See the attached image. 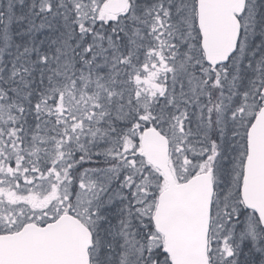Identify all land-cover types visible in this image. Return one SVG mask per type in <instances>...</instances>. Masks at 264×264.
<instances>
[{"label":"rangeland","instance_id":"rangeland-1","mask_svg":"<svg viewBox=\"0 0 264 264\" xmlns=\"http://www.w3.org/2000/svg\"><path fill=\"white\" fill-rule=\"evenodd\" d=\"M147 1L142 18L145 17L149 22H158L160 28L193 21L194 8L188 0H160L158 5L151 4L154 0ZM23 6L31 7L28 14L32 11V17L40 24L46 22L51 29H61L74 41L87 40L88 51L95 45L92 55L94 59L100 60L101 71L107 72L112 69L113 64L110 60L114 55V46L109 42L103 43L97 38L96 29L93 28L94 13L91 12V0H0V24L8 26V19ZM133 10L134 8H131L130 12ZM257 17L264 19V0H248L245 16V53L246 59L250 60L253 59V55L250 54H253L254 27L258 26V21L254 19ZM15 31L18 39L21 37L18 35L26 36L25 30ZM1 36H4V33ZM78 47L79 45L73 49L69 48L75 52ZM126 48L127 44L124 42L121 45L124 55L127 53ZM115 64L118 66L119 61ZM64 74L63 72L62 76ZM118 81L121 86L117 93L108 91L105 87H97L91 92H86L91 93V99L94 97V101L91 102L79 99L82 96V91L79 89L74 93L68 90L64 93L61 84L53 80V83L49 82L47 97L59 95L60 92V100L56 104L32 103L35 106L33 109L18 101L0 103V116L3 117L1 121L10 125L5 128L6 135H0V168L3 171L8 170L7 164H11L13 160L15 167H20L22 175L28 172L24 176L25 181L35 176L37 171L44 172L49 166L52 174L57 171L58 175H53V182L60 187L57 189L60 199L52 205V218L62 212L67 205L63 199L67 198L70 206L81 210L83 219L91 223L95 218L97 223L100 221V225L109 227L108 240L104 243L99 242L101 254L96 252L99 257L104 254V259L121 254L124 257H132L134 254L137 256L141 253L142 247L152 251L162 245V239L153 230L148 233L146 237L148 240L144 244L136 238L134 231L133 233L130 231L135 221L143 227L141 222L151 215L156 194L162 188L159 173L152 168L139 170L138 166L141 165L142 160L133 156H129L131 160L129 174L119 169L124 164L123 160L116 162V168L105 167L106 160H119L125 152H131L130 140L133 142L134 136L139 139L141 125L149 120L141 117V123H133L132 138L128 139V142L116 140L106 131L111 120L108 113L115 110L119 115L121 106L127 105L130 101L125 84L126 78L120 76ZM56 114L62 116L56 117ZM27 115H32L33 119L25 117ZM33 115H36L35 119ZM251 117L252 110L245 107L246 122ZM119 120L125 122L129 118L123 113L119 116ZM23 121L26 122L25 126L22 124ZM152 121L160 126L159 120ZM100 125L104 126L103 130ZM173 134L175 136L174 130ZM137 148L139 150V144ZM80 150L87 152L86 159H82L80 155L74 157L75 152ZM178 161L182 162V159L179 157ZM80 164L82 167L79 166ZM52 165L57 169L54 170ZM118 174L122 175V185L111 191L108 198L113 202V207L106 206L104 198H101L104 190L107 189L105 185ZM191 174L187 170V172H177L176 177L178 180H183ZM70 175L76 176V183L72 181ZM213 176L217 195L214 199L211 220L209 248L211 264H264V250L258 251L256 246L262 242L261 231L256 226L252 214L244 211L240 206V198L236 195L237 190L235 191L236 187L238 189L237 177L234 184L236 175L218 173ZM125 181L130 182L125 185ZM105 207L112 208L113 211L101 214V210ZM18 213L24 218L28 214V209L20 207ZM89 213H92V216H89ZM110 217L113 219L109 220Z\"/></svg>","mask_w":264,"mask_h":264},{"label":"flooded vegetation","instance_id":"flooded-vegetation-1","mask_svg":"<svg viewBox=\"0 0 264 264\" xmlns=\"http://www.w3.org/2000/svg\"><path fill=\"white\" fill-rule=\"evenodd\" d=\"M107 1L94 0L95 28L101 31L128 25L135 27L131 32L135 40L150 35L148 47L131 53L127 68L135 73L127 79V88L133 101L141 100L148 106L145 117L159 120L157 128L169 141L171 172L200 173L211 168L212 174H242L247 131L264 106V19H254L258 26L254 27L252 60L246 59L242 14L234 52L213 66L205 61L196 22L169 28H160L158 22H134L147 0H128L126 12L117 15L106 10ZM245 107L252 110L247 122ZM113 121L116 126L117 119ZM124 125L123 131L131 138V123ZM7 169L0 168V234L14 233L29 222L43 226L52 221L51 208L60 199V188L53 182L51 166L29 177V183L24 180L28 172L22 175L13 160ZM63 200L67 205L58 215L70 213L94 231L95 218L92 225L81 217V210L70 206L67 198ZM20 207L28 209L24 218L18 213Z\"/></svg>","mask_w":264,"mask_h":264},{"label":"water","instance_id":"water-1","mask_svg":"<svg viewBox=\"0 0 264 264\" xmlns=\"http://www.w3.org/2000/svg\"><path fill=\"white\" fill-rule=\"evenodd\" d=\"M245 0H197V23L206 59L216 64L235 47L238 22ZM113 13L126 0H110ZM248 132V155L242 178V202L255 211L264 228V108ZM142 155L164 175L167 187L157 197L151 217L163 236L171 264H209L207 240L213 183L210 170L176 183L168 168V142L156 129L147 128L140 139ZM91 233L70 214H61L45 226L24 225L13 234L0 235V264H89Z\"/></svg>","mask_w":264,"mask_h":264},{"label":"trees","instance_id":"trees-1","mask_svg":"<svg viewBox=\"0 0 264 264\" xmlns=\"http://www.w3.org/2000/svg\"><path fill=\"white\" fill-rule=\"evenodd\" d=\"M30 10L31 7L23 6L16 10L14 15H11L8 19V26L0 24V103L18 101L33 109L35 106L32 103L56 104L60 100V92L59 95L47 97L49 82L53 83V80L61 84L64 93L66 90L70 93H74L77 89L82 91V96L79 99L84 102L94 101V97L90 98L91 93L86 92H91L97 87H105L108 91L117 92V78L106 74L108 71H101L100 60L94 59L92 55L95 45L88 51L87 40L74 41L67 32L58 28L51 29L46 26V22L40 24L32 17V11L28 14ZM15 30H25L26 36L18 35L21 36L18 39ZM2 33L4 36H1ZM77 45L79 47L75 52L69 48L73 49ZM48 49L52 51L53 57H50L49 54L41 56L42 52L48 51ZM63 72L65 74L62 76ZM35 116L33 115L34 119ZM55 116L62 115L56 114ZM109 116L111 117V114ZM25 117L33 119L32 115ZM2 118L0 116V135L3 136L7 133L5 128L10 125L1 121ZM136 120H138V115L134 114L133 121ZM22 124L25 126L26 122L23 121ZM100 128L103 130L104 126L100 125ZM3 141L6 140L3 139ZM132 145L133 157L138 159L135 139ZM86 153L85 150H80L75 152L74 157L80 155L82 159H86ZM121 159L124 160L125 156H122ZM79 166L82 167L81 164ZM71 177L75 182L76 176L72 175ZM110 206L113 207V205ZM112 211V208L106 207L105 213L101 211V214ZM112 219L110 217L109 220ZM105 222L108 224L107 219ZM141 223H143V227H140L139 223L136 224L135 221L130 231L131 233L134 231L136 238L144 244L153 227L148 219H144ZM142 244L140 243L141 246ZM164 259L165 254L160 246L152 251L142 247L141 253L137 256L134 254L132 257H124L121 254L104 259V254H102L100 264H164Z\"/></svg>","mask_w":264,"mask_h":264},{"label":"bare ground","instance_id":"bare-ground-1","mask_svg":"<svg viewBox=\"0 0 264 264\" xmlns=\"http://www.w3.org/2000/svg\"><path fill=\"white\" fill-rule=\"evenodd\" d=\"M43 54L41 56H46V54H49L50 57H53L52 55V51L48 49V51H44L42 52ZM115 73H118L119 72V69L118 68H115L114 70ZM135 72L131 69H128L126 68V76H127V79L130 80L133 76ZM108 230H110V228H106L105 226L104 227H99L96 229V234H97V239H98V242L100 243H104L106 242V240H108V235H109V232Z\"/></svg>","mask_w":264,"mask_h":264}]
</instances>
